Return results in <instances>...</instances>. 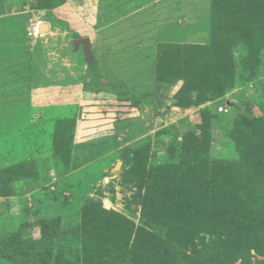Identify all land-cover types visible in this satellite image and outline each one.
I'll list each match as a JSON object with an SVG mask.
<instances>
[{"label": "rangeland", "instance_id": "obj_1", "mask_svg": "<svg viewBox=\"0 0 264 264\" xmlns=\"http://www.w3.org/2000/svg\"><path fill=\"white\" fill-rule=\"evenodd\" d=\"M16 1V10L29 12L66 2ZM81 1L71 0L72 13ZM92 3L103 12L98 33L44 14L36 36L30 23L17 30L18 43L2 42L14 62L0 61V195L11 199H0V264H120L86 233L85 213L113 241L137 242L152 264H264L256 251L237 258L222 215L264 209L257 200H264V11L232 26L241 3L226 0L214 43L212 0H165L158 10L136 5L113 17L107 0ZM246 24L254 35L234 39ZM168 45L174 80L150 91L144 76H133L147 79L150 64L139 67L153 56L157 65ZM187 86L200 103L175 100ZM232 162L240 166L231 199L221 206L191 199L196 180L209 182ZM180 179L191 193L180 190ZM214 212L223 220L213 225Z\"/></svg>", "mask_w": 264, "mask_h": 264}, {"label": "trees", "instance_id": "obj_2", "mask_svg": "<svg viewBox=\"0 0 264 264\" xmlns=\"http://www.w3.org/2000/svg\"><path fill=\"white\" fill-rule=\"evenodd\" d=\"M3 1V0H0ZM41 4H45V0H39ZM223 1V2H222ZM228 2V1H227ZM238 2L241 3V6L239 5V16H238V24L232 21V26H237L240 25L243 21H248L249 23H254L253 18L257 14L260 15L261 12L264 11V0H238ZM227 3L226 0H212V29H213V42H217V32L218 29L221 27L222 23H224L223 19H220L221 16L224 15L222 11V6L226 7ZM253 7V9H252ZM242 8V9H241ZM43 9L46 10H52V7L49 5H46L43 7ZM249 12V13H248ZM226 16V15H225ZM226 18V17H224ZM232 18V16H230ZM234 18V16H233ZM249 19V20H247ZM231 25V24H230ZM231 26V29L233 28ZM249 29L247 33H244V30ZM246 26H242L241 29L243 31H239L237 34H233L234 39H243L244 36L247 40H250V38L254 35L251 33V25L246 24ZM234 31H236L233 28ZM244 33V34H243ZM243 34V35H242ZM230 35V31L228 32V36ZM226 34L223 36V42L221 45L223 47H227L226 44H224L226 41H228V37ZM174 46L168 45L167 49H161V55L159 57V60H157V65H156V72H155V81L158 83H170L172 80H174L173 74L170 73L169 71V61L171 57L174 54H171V49H173ZM199 48V46L194 47L192 46V49ZM159 61V62H158ZM179 76V75H178ZM189 91V93H187ZM195 92V89L191 88H182L176 95V99L178 100L179 98L184 97L183 99L180 100L181 105H193L200 103L202 99H199L196 102H193L191 99V94ZM187 93V95H186ZM259 148V146H258ZM248 155V154H247ZM249 158L255 159V155H248ZM237 162H232V163H226L230 164L229 166L231 167H226L225 170L219 171V174L216 175V173H213L210 177V181L204 180L203 182H197L195 181L196 188H194V191L191 193L190 190H186L185 188L187 187L185 185L186 179H180L177 182V185L180 187V190L185 191L186 193H191V199L194 197L195 201H198L200 199L206 198L209 199L212 203H219V206L222 205L223 201H227L228 199H231V195L237 190H233V187L229 185L230 181L232 180V177H235L237 175V170H239V164H236ZM231 168V169H230ZM229 169L228 173H225ZM235 169V170H233ZM221 176H218L220 175ZM215 183H214V182ZM223 181V182H222ZM225 185L223 186L222 184ZM185 187V188H184ZM260 189H257V192H259ZM241 191V189H239ZM10 197V196H9ZM7 196H2L0 195V199L4 200H11ZM183 197V202L179 203V206H185L187 202H184V199L187 200L188 197L186 195H182ZM258 201H264L262 199H257ZM221 203V204H220ZM178 205V203H177ZM196 205V204H195ZM10 207H7V212ZM6 211V210H5ZM260 214H256L255 216H249V217H244V218H239V216H231L227 214H222L224 216H227V219L229 220L228 230L231 234V237L233 238L231 242V247L233 245L236 247L237 253V258H241L240 256L244 253L246 257L250 258L252 251H256L259 255L264 256V209L259 211ZM222 215L218 216V213H213L212 215V220H213V225L216 224V222L223 220ZM218 216V219H215V217ZM87 214L85 213V219H84V230L86 233L89 235L90 238L93 239H99V241L108 248L110 253H113L112 255H115V257L118 259V262L120 264H152L151 263V258H150V253L144 249V248H137V242L133 245L130 246L129 244H119L115 241L112 240L111 237L108 235L102 233L98 226L96 227L95 225H91V222L87 220ZM36 218H39L38 215ZM43 223L44 220L42 221ZM108 229V228H107ZM105 229V230H107ZM244 235L246 239H242L237 243L238 237ZM236 236V238H235ZM149 244V243H148ZM140 246V245H139ZM230 250V249H229ZM227 250V251H229ZM161 255L163 258L164 252H161ZM160 256V253H159ZM161 256V257H162Z\"/></svg>", "mask_w": 264, "mask_h": 264}, {"label": "crops", "instance_id": "obj_3", "mask_svg": "<svg viewBox=\"0 0 264 264\" xmlns=\"http://www.w3.org/2000/svg\"><path fill=\"white\" fill-rule=\"evenodd\" d=\"M106 0H104L105 2ZM108 1V8H104V11H107L109 13V15L111 17H113V14L118 13L119 9H122L120 11L122 12H128L131 9H134L135 6L137 5L138 8V12H143V7L145 4H147V6H151V4L149 3L150 1L145 0L144 5H140V0H107ZM142 2H144V0H141ZM168 1V0H166ZM83 2L81 9H79L78 11H74L72 13V9H71V5L72 2L71 0H66L65 4L56 9V10H32L31 12L29 11H19L20 9L16 10V4L17 1L16 0H3L0 1V5H7L8 8H6L7 6H4V9L0 7V17H8V23H1L0 24V30L4 29L5 33H4V37L5 39H0V61L7 60V58L10 60L9 62H14V57L12 58L9 54H6V51H4L5 48L2 47V42L5 41V45H7V47H9L10 45H14L15 42L18 43L19 40L18 36L16 34L19 35V33L17 32L18 29H20L22 27V25H25V29L23 28V30L25 31L29 26L30 23L37 21L38 18H40L41 16L43 17L44 14L47 17H50L52 19H59L65 22V24L67 25L68 28H86V30H93L96 31L98 33L99 30V19H98V15L97 13H103L101 12L100 7L97 8V4L95 6V4L92 3V0H83L81 1ZM141 2V3H142ZM163 2H165V0L157 1L155 0V4H152L151 7L153 8H158ZM92 4V5H91ZM135 4V5H134ZM104 6V5H103ZM26 8V6H23ZM156 8V9H157ZM158 10V9H157ZM61 12V13H58ZM76 13V14H75ZM77 18L76 21L75 17ZM109 21L111 24L115 23V19L113 18H109ZM88 24V25H87ZM4 25V26H3ZM77 27H76V26ZM112 26V25H111ZM43 28V27H42ZM73 28V29H74ZM44 29V28H43ZM41 29V31L43 30ZM22 30V31H23ZM9 35L8 38L7 35ZM0 35L1 31H0ZM16 35V36H15ZM9 53V52H7ZM151 61H148L147 64L144 62V66L143 67H139L138 64L137 66L142 69L147 67L149 64L150 68V74L146 79V76L143 75L144 73H142L141 71L138 72V74L136 76H133V78H139V79H144L145 81L148 82V85L150 86V89L148 87V89L150 91H154L157 87V82L155 81V72H156V61H155V57H151L149 58ZM110 62H112V59H110ZM117 62V61H114ZM109 67V66H107ZM106 67V68H107ZM131 73H134V70L131 71ZM144 76V77H142ZM142 77V78H141ZM140 88L138 86H134L133 89H131L132 92H140ZM141 92H146L145 90L141 91ZM158 95V93H157ZM157 98V97H156ZM153 99V98H152Z\"/></svg>", "mask_w": 264, "mask_h": 264}, {"label": "built area", "instance_id": "obj_4", "mask_svg": "<svg viewBox=\"0 0 264 264\" xmlns=\"http://www.w3.org/2000/svg\"><path fill=\"white\" fill-rule=\"evenodd\" d=\"M35 22H32V25H31V30L29 32V36L32 37V36H36L38 33L41 32V25H38V24H35ZM219 112L220 113H227L228 112V109L224 108V107H221L219 109Z\"/></svg>", "mask_w": 264, "mask_h": 264}, {"label": "bare ground", "instance_id": "obj_5", "mask_svg": "<svg viewBox=\"0 0 264 264\" xmlns=\"http://www.w3.org/2000/svg\"><path fill=\"white\" fill-rule=\"evenodd\" d=\"M41 29H43V28H42V25H41Z\"/></svg>", "mask_w": 264, "mask_h": 264}]
</instances>
